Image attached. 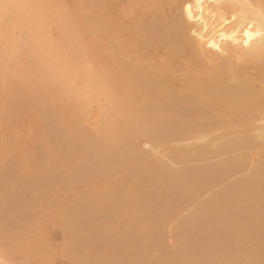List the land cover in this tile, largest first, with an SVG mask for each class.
Here are the masks:
<instances>
[{"label":"bare ground","instance_id":"1","mask_svg":"<svg viewBox=\"0 0 264 264\" xmlns=\"http://www.w3.org/2000/svg\"><path fill=\"white\" fill-rule=\"evenodd\" d=\"M96 1L99 13L91 15L83 0H0V80L6 72L17 80L2 94L0 124L9 110L23 107L26 101L61 99L73 91L72 80L81 74L87 78L83 88L97 91L96 97L73 110L71 126H62L60 112L45 119L50 130L73 140L71 147L78 144L85 151L83 157L95 160L100 149L108 155L117 145L137 140L153 116L176 120L178 126L165 138V149L152 132L139 151L144 157L161 153V168L171 167L166 185L180 184L186 191L193 187L189 183L213 181L209 175L222 165V176L214 180L222 194L264 199L258 187L264 182V162L260 160L264 156V0ZM85 32L102 38L103 57L97 71L86 59ZM18 55L26 62L22 70L11 67ZM30 72L37 76L33 84L25 80ZM118 129L125 133L111 141V132ZM168 132L165 127V135ZM20 136V131L0 132V214L14 221L0 223V264H12L11 257L19 247L6 235L12 237L23 229L18 222L23 213L45 201L53 203L58 188L70 191L76 183L87 181L85 171L67 164L52 165L45 155L28 173L19 171L14 140ZM171 148L180 153H171ZM205 156L210 159L203 160ZM185 159L210 167L187 173L175 169ZM238 174H246L252 184L240 185L233 194V179ZM85 197L76 191L72 199L78 202ZM258 203L247 210L262 219L264 209ZM65 204L61 208L65 245L80 261L108 264L110 256L93 248V229L81 231L71 204ZM203 209L188 210L198 214ZM150 213L149 207L141 209L129 223L132 236L120 246L130 256L133 231L136 237L142 233ZM76 218L86 223L84 213ZM237 233L244 234V229ZM218 252L225 256L216 264L232 263L228 248ZM248 252L264 257V249L256 252L250 248Z\"/></svg>","mask_w":264,"mask_h":264},{"label":"rangeland","instance_id":"2","mask_svg":"<svg viewBox=\"0 0 264 264\" xmlns=\"http://www.w3.org/2000/svg\"><path fill=\"white\" fill-rule=\"evenodd\" d=\"M83 2L87 13H99L96 0ZM83 48L93 69H100L103 57L100 34L85 32ZM25 64L24 57L18 55L11 67L22 70ZM36 79V74L30 72L25 80L28 84H33ZM16 81L9 78L8 72L1 77L0 102L6 87L10 82L14 85ZM86 81V77L78 74L72 80V92L55 102L48 98L36 103L26 101L23 107L9 110L0 124L2 133L10 135L21 132V136L14 140L19 171L28 173L27 169L45 155L52 165L67 164L73 169L77 167L85 171L87 179L86 182L76 183L70 191L64 187L58 188L53 192V203L45 201L41 205H34L29 213L20 216L17 221L23 229L12 237L6 235L8 241L19 247L11 257V263L22 264L29 260L30 264H90L93 259L80 261L70 246L65 245L66 231L62 223L61 208L67 203L71 204L75 225L81 231L87 227L93 229L96 237L93 248L110 256L108 264H146L148 261H154L155 264H216L225 256L218 252L221 248H228V253L232 256V263L229 264H264V257L253 256L248 252L250 248L256 249V252L264 249V218L258 219L253 211L247 210V207L258 202L261 209H264L263 198H232L222 194V188L214 181L222 176V165L217 166V170L209 175L213 180L211 182L189 183L188 186L193 187L186 191L180 184L168 186L166 184L171 167L164 170L161 168V153L147 157L139 153L146 136L152 132L157 133L162 149H165V138L178 126L176 120H161L153 116L144 126L140 138L129 144L117 145L108 155L104 149H100L98 152L101 155L95 160L83 157L85 151L76 146L78 144L71 147L69 142L73 140L66 138L63 133L50 130L45 116L48 118L54 112H60L62 126H71L73 110L96 97L97 91L83 88ZM115 98L118 99L119 95ZM113 116L118 117L114 113ZM165 127L169 130L166 135ZM26 132L29 135L26 136ZM124 133L122 129L111 132L110 140H119ZM204 148L205 145L200 150ZM169 151L180 153L177 148ZM209 159L210 156H205L203 160ZM260 160L264 162V156ZM207 167L210 165L200 167L190 159H185L175 169L187 173L190 169ZM57 173L60 174L59 170ZM236 176L233 179V194H236L240 185L252 184L246 174ZM258 187L264 193V182L258 183ZM76 191L85 193L86 197L81 201H74L72 196ZM200 206L204 209L198 214L188 210ZM146 207L151 209V213L146 218L142 233L136 237L133 231L134 250L130 256V251L121 249L120 244L132 236L129 223ZM81 213H84L86 223L78 222L76 215ZM261 217H264V213ZM0 223L12 224L14 221L0 214ZM224 225L230 229L223 228ZM239 229H244V234H238ZM183 246L188 248L187 251L180 249Z\"/></svg>","mask_w":264,"mask_h":264}]
</instances>
